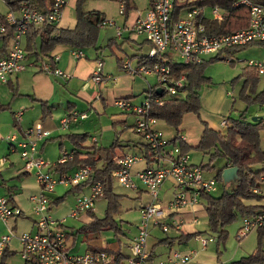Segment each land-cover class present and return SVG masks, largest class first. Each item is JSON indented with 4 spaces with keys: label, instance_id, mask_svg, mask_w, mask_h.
<instances>
[{
    "label": "built area",
    "instance_id": "obj_1",
    "mask_svg": "<svg viewBox=\"0 0 264 264\" xmlns=\"http://www.w3.org/2000/svg\"><path fill=\"white\" fill-rule=\"evenodd\" d=\"M5 2V0H1ZM119 3V14L126 13V0H116ZM183 0H150L149 7L143 12L137 11L130 24L121 28L116 26V35L121 37L123 31H132L143 35L150 44L148 57L159 58L160 61L151 65H132L129 60L122 62V68L133 75L157 76L156 89L160 88L164 97H151L150 93L140 104L132 103L126 98H116L113 104L125 113L135 116L133 128L144 140L150 144L154 151L163 148L166 160L165 165L147 167L132 173V166L142 159L141 156L126 153L118 159L119 167L112 172L116 179L125 188L137 190L142 185L151 196L150 203L140 208V217L137 232L130 243L131 254L126 259V264H151L150 252L146 248L149 235V226H161L164 232L171 227L176 229L182 226L180 209L185 206L195 205L199 202L201 192L216 190V177H205L200 165L192 164L188 152H182L179 146L169 145L168 139L163 136V131L157 127L159 120L150 114L151 102L162 104L166 93L175 95L184 87L185 76L179 78L172 76L171 68L164 63L172 58V53H178L184 63H202L206 55L214 54L231 60L234 50L252 43H264V3L259 0H233V6H242L247 9L249 21L246 27L228 33H212L205 21H223L229 15V9L221 6H210L211 16L205 13L208 5H192L183 8L177 18H173L176 3ZM198 1V0H190ZM6 4V2H5ZM66 0H51L49 8L39 10L27 2H22L18 8L10 9L7 13L0 14V35L7 32V28L14 26L13 36L6 53L0 57V83H7L10 77L24 70L26 51L24 49L25 34L31 25L57 22L61 15ZM100 27L115 25V20L103 18ZM70 54L80 59L85 56L82 48H70ZM58 55H52L50 60L41 63L40 68L56 77L67 80L70 73L56 66ZM233 60V59H232ZM102 61L97 65L90 76V80L98 84L103 81ZM249 67L254 68L259 74H264V59L247 61ZM151 90V89H149ZM263 108H264V104ZM22 111L15 113L14 118L20 121ZM87 117L86 111L70 109L60 119L62 129L69 128L71 123ZM225 120L221 122L224 126ZM51 132L44 129L41 124H36L23 130L22 138L16 134L6 136L9 144L19 150L25 171L35 175L41 189L38 193L29 196L37 219L32 231H22L14 234V229L8 225L12 216L19 215L21 210L9 205L8 198L0 193V221L6 226V232L0 234V255L12 238L20 241L22 248L20 257L23 264H107L108 253L104 251H85L72 253L67 245L66 231L63 225L67 218H77L83 211L93 209L96 199L103 196V186L100 181L89 183L88 191L79 195L66 217L53 218L47 214L49 194L55 185L75 186L86 182L92 174L91 165H83L70 173L67 171L53 175L49 166L37 155V140L49 137ZM35 137V139H32ZM157 153V152H156ZM71 155L62 157L58 163H63ZM154 158H157L155 154ZM6 162L5 156H0V167ZM46 168V169H45ZM165 180H170L177 188L173 198L163 206L158 199V192ZM258 192L257 189H254ZM170 216V221L165 219ZM264 226V211L255 215L243 216L237 231V238L242 239L253 228ZM205 244V240H203ZM190 253L182 254L173 251L167 262L158 264H183L190 259Z\"/></svg>",
    "mask_w": 264,
    "mask_h": 264
},
{
    "label": "rangeland",
    "instance_id": "obj_2",
    "mask_svg": "<svg viewBox=\"0 0 264 264\" xmlns=\"http://www.w3.org/2000/svg\"><path fill=\"white\" fill-rule=\"evenodd\" d=\"M76 0H66V4L62 9V15L57 21L59 27L62 28H73L76 23ZM148 0H133L135 4L134 11L143 12L147 7ZM82 9L84 11L98 10L103 13L106 19H114L115 25H106L101 27L99 30L98 39L95 46L88 45L84 48V53L86 57L77 60L81 64V76L83 80H77V85L72 86L69 84L70 80H65L60 77H56L50 73L40 70L39 66L45 60L37 59L35 54H27L24 62V70L20 71L18 78L12 75V84L0 83V143L1 149L3 146H7L8 140L6 136L12 134L21 135L20 128L18 126H23L22 130H26L29 127H33L36 124H41L44 129H49L51 132L50 136L37 140V150L39 157L42 158L46 163H55L61 157L63 152H69L72 148V144L69 143L67 139H61L68 133H87L88 137L86 140L87 145H92V137H97L96 145L97 147H107L112 142L117 140L119 143L125 145L129 144L128 147L124 149L130 151V153H138L137 142L140 141V136L133 129V117L121 111L118 107L113 105L111 102L104 104V106L95 108L90 107L89 102L85 99L80 98L76 94V90L81 86L83 81H86L89 73V64L95 63L101 60L106 66L117 67L116 55L123 56L124 59L130 58V62L136 63V58L132 57L135 54H147L150 49L149 42H144L145 37L143 35L136 34L135 32H129L128 30L123 31V35L118 37L116 35V26L121 28L124 27L125 16L119 14V3L116 0H84L82 4ZM10 8L5 4V2L0 0V13H7ZM211 7H205V13L207 16L210 14ZM110 38L115 39V43L108 46V41ZM39 38L37 39L38 42ZM141 42H144L140 44ZM69 46H58L55 50L57 51H68ZM172 59L177 62H183V58L179 56L178 53H172ZM132 57V58H131ZM215 57L214 54L206 55L204 58L208 60L204 67V75L209 78L211 85L208 87L209 90L214 91L216 103H210L207 107L203 109L201 114L198 116L196 114L187 115L182 121L183 130L185 133V126H189L193 131L201 132L203 128V122L205 121V115H213L216 119L220 117L227 118H241V114L244 115L246 120L252 121L253 116H259L264 118V108L260 101L254 100L256 93H260L264 89V74L258 75V83L256 88L252 90L251 88L245 91V94L249 96L245 100L244 96H241V91L244 83V72L243 68L247 65V61L250 59L258 60L264 59V44L253 43L233 53L234 61L231 62L229 59H211ZM95 69V68H94ZM152 84L157 83V76H147ZM207 86H203L200 94L204 93ZM91 90V88H89ZM99 90V88H94ZM169 93H166L165 97H172ZM185 92H178L174 97H184ZM141 98L142 94L138 95L136 98ZM249 99V101H248ZM251 99V100H250ZM253 99V100H252ZM47 100V105L49 106L50 113H46L41 101ZM76 103V108L79 111H86L87 117L85 119L79 120L78 122L71 123L69 128L62 129L60 126V119L66 115L67 103ZM22 111L21 121H16L14 118L15 113ZM200 112V111H199ZM126 117V121H116L117 118ZM159 124L163 128V136L169 138L175 134L173 128L165 125L162 121ZM226 127H222L225 130ZM18 135V136H19ZM260 147L264 150V128L260 129ZM35 139V137H32ZM198 137L195 139L197 141ZM133 143V144H132ZM190 160L196 165L206 164L209 162V154L191 146L189 150ZM3 156V155H0ZM101 161H98V165ZM212 167L209 169H204L203 173L205 176H216L217 171L225 165V158L223 156L216 157L212 162ZM46 169V168H45ZM53 175H57L58 171L54 168L50 170ZM68 172V171H67ZM70 173V172H68ZM26 179H21V176L15 177L14 175L7 176L5 181L6 185H0V193L5 194L8 197H12L11 203L18 204L22 209L23 214L12 216L10 219L11 224L16 218V227L13 230L15 235H19L22 231H32L34 229V221L37 216L34 213L33 205L29 200V196L36 194L41 189L39 183L36 180L35 175H27ZM170 180H166L163 185L162 190L158 195V199L168 200L171 195V189L169 188ZM6 186L13 187L14 193L9 194ZM233 187V182H225L222 180H217L216 190L212 191L213 196H218L224 189H231ZM84 187L82 190L73 186H64L63 184H57L54 187L53 193L51 195L63 196L62 200H58L57 203L52 202L51 207L47 211V214L51 212L53 218H63L70 212L75 197L86 193L88 190ZM140 197L137 196V192L133 189L125 188L116 179L112 180L113 192L122 195L120 203L118 205V211L114 214L116 222L121 227V232L116 231L115 235L114 229H108L99 233L86 234L83 232H75L79 229L83 223L89 220L87 211H83L79 214L78 218H67L65 223V230L72 234L68 240V245L71 244L73 236L74 240L70 251L72 253H84L87 244L94 242L96 244L110 243L112 247L120 246L121 251L126 254L129 252V247L127 243L134 234L135 223L138 222L140 217V205L145 204L147 200V194L144 190L145 188L141 185ZM259 191L264 194V182L261 185ZM149 197V196H148ZM151 197V196H150ZM152 200V198H151ZM16 202V203H15ZM256 201H250V203H255ZM264 203V200L261 202ZM147 204V203H146ZM163 206L166 203H161ZM106 200L102 197L96 199L93 212L99 218H102L106 209ZM17 208V207H15ZM19 209V208H18ZM55 216V217H54ZM242 217L237 215L234 220L226 224L224 227L226 230L225 238L220 240L217 244L216 238L217 234L210 233L208 230L207 217H200L196 223V227L200 234L206 238L207 246L206 252H210L216 256L218 263H226L230 261H236L241 259V257L248 256L256 251L258 247L264 249V233L259 238L258 228H253L247 233L242 239L237 238V231L241 225ZM158 226V225H157ZM153 225L149 226V237L147 245L152 248L154 244L157 243V239L165 237L166 232L162 231V228L158 226L155 231H151ZM89 236V237H88ZM97 237V238H96ZM89 238V239H88ZM194 238H191L188 242L184 243L191 244L194 242ZM22 245L17 238H12L9 249L15 251L12 256L8 257V261L12 264H23V260L20 258L19 250H21ZM264 264V263H262Z\"/></svg>",
    "mask_w": 264,
    "mask_h": 264
},
{
    "label": "trees",
    "instance_id": "obj_3",
    "mask_svg": "<svg viewBox=\"0 0 264 264\" xmlns=\"http://www.w3.org/2000/svg\"><path fill=\"white\" fill-rule=\"evenodd\" d=\"M259 1L264 3V0ZM5 2L10 9H16L22 2H27L32 7L43 10L49 8L51 0H5ZM83 2L84 0L75 1L76 23L73 28L59 27L57 22L31 25L24 36L26 57L27 54H35L37 59L46 57L47 60H50L53 51L61 45L82 49L88 45L95 46L100 31L99 29L101 28L99 25L100 21L105 17L98 10L84 11L82 9ZM194 4L200 6H221L229 9V15L223 21H205V24L210 29L209 32L217 34L228 33L244 28L248 24L249 14L247 9L242 6L234 7L233 0H198L196 2L183 0L181 3H176L173 18H177L183 8ZM134 8L135 4H133V0H126L124 24H130L129 15ZM13 27V25L8 27L7 32L0 35V57L6 53L10 45L14 31ZM38 38L39 40L37 42ZM144 42L148 41L144 39ZM114 43L115 39L110 38L108 46ZM252 44L244 45L234 50V52ZM132 57L136 58L138 64L151 65L160 61L159 58L148 57L147 54H135ZM211 59H224V57L215 55ZM116 61L122 67L123 58L117 57L116 55ZM230 61L233 62L234 60L231 59ZM207 62L208 60L204 59L202 63H184L174 61L172 58L164 61L171 68L173 77L179 78L181 75L185 76L184 87L180 89V92H185V96L174 97L175 94L172 97L165 98L162 104H157L152 101L149 108L151 115L174 129V136L168 139L169 145L179 146L182 152H189L191 148L180 137L182 118L187 113L199 115L201 109L200 91L203 86L209 87L211 85L209 78L204 75V67ZM40 70L42 69L40 68ZM243 72L244 83L241 96H244L246 100L249 96L245 94V91L248 87L252 90L256 88L258 75L260 74L248 65L243 68ZM147 93H150L151 97H164V93H156V85L151 90H148ZM254 100H258L261 104H264V89L260 93H256ZM41 103L43 109L46 111L43 114L50 113L47 101H41ZM71 104L72 102L67 103L68 109L72 108ZM241 116L242 119L227 118L224 124V127H226L225 130L213 129L204 121L200 140L195 146V148L209 154V162L200 164L203 170L212 167L211 164L216 157L223 156L225 158V165L216 173L215 177L217 180H222V171L224 168L228 166L237 167V182L233 184L231 189H224L218 196H213L211 192H201L199 197V203L206 213L208 230L210 233L217 234V238L215 239L217 244L225 238L226 230L224 227L226 224L234 220L237 215L241 217L251 216L264 211V203H261L264 200V194L259 191L264 182V150L259 144V132L261 128H264V118L260 117L257 121L253 122L246 120L243 114ZM60 137L67 139L72 144V149L70 152H64L59 159L68 155H71V157L63 163H58V159L57 162L49 166L48 170L50 171L54 168L55 171L65 172L79 166L91 165L93 171L89 179L84 183L73 186V189L80 190L91 182L100 181L104 191L102 198L106 200L107 205L102 218L97 217L92 209L88 210L87 215L89 216V220L83 223L74 235L80 232L100 234L102 231L108 229H114L115 235H117L116 231L122 233L121 227L114 218V214L118 211V205L122 195L113 192L112 172L119 167L118 159L126 154L122 149L123 145L117 140L107 147H97L96 143L87 145V133H68ZM136 145L141 150V154H144V157L148 159V162L153 161L155 154H157V158H155L157 162L164 156L163 148H158L157 151H154L145 140L136 143ZM98 161H101L100 165H98ZM254 189H257L258 192H255ZM62 199L63 196L53 200V202ZM250 201L256 202L250 203ZM49 202L51 203V201ZM63 227H66L65 224ZM258 233L260 238L264 233V226L258 228ZM71 235L66 232V238ZM183 236L186 238L188 236L191 237V235ZM179 237L167 236L161 239V241L167 242L176 238L178 239ZM86 251H104L108 253L109 261L107 264H126L125 261L128 258L121 251L120 246L112 248L108 242L103 246L88 245ZM14 253V251H9L6 246L2 255H0V264H11L8 261V257ZM262 263H264V249L258 247L255 252L248 256L241 257V259L236 261L220 264Z\"/></svg>",
    "mask_w": 264,
    "mask_h": 264
},
{
    "label": "crops",
    "instance_id": "obj_4",
    "mask_svg": "<svg viewBox=\"0 0 264 264\" xmlns=\"http://www.w3.org/2000/svg\"><path fill=\"white\" fill-rule=\"evenodd\" d=\"M149 4H150V0H148L147 7L145 8V10L149 7ZM136 13L137 12L134 10H132L130 12L129 23L132 22ZM129 32H132V31H129ZM52 55H58V57H59V60H58V63L56 64V66L59 67L60 69L65 70L66 72L70 73L71 76H70V78L67 79V80H70V82H69L70 85L76 86L77 80H80V81L83 80V77H85V76H81V68L82 67H81V64L77 61L79 59L74 58L70 54L69 50L68 51H61V52L54 50ZM84 57H86V54ZM117 57L123 58V61L124 60L130 61V58L124 59L123 56H117ZM130 63L132 65L137 64V62L134 64L132 62H130ZM89 67H90L89 76H88L87 80L83 81L81 86H79V88L76 90V93H77L76 95L82 99H85L87 102H89L90 107H93V108H95V106H97V107L104 106V104H107L108 102H111L113 104V101L116 98H126V99L130 100L132 103L140 104L143 101V99L146 97L147 91L149 89H151L154 85H156V84H152L150 82V80L147 78V76H151V75L153 76L154 74H151V75H133V74L127 73L120 66L119 63H117V67H115V66H106L105 67V65L102 64L103 81L101 83L96 84L90 80V76H91V74L95 68V63L89 64ZM19 74H21V73L18 72L14 75L16 76V78H18ZM8 82L4 83V84H8V85L12 84V76L10 77ZM97 87L99 88V90L94 89ZM89 88H91V90ZM206 88H208V87H206ZM211 90H209V88H208L207 90L204 91L202 96L200 95L201 107L204 106V108H205V107H207V105H210L211 102L214 104L216 103V99L213 98L215 96L214 91H211ZM140 94H142L141 98L138 97V98L134 99L135 97H137ZM44 101H47V100H44ZM47 103H48V101H47ZM71 106H72L71 109L77 110L76 103L72 102ZM68 110H70V109L67 108L66 113L68 112ZM202 111H203V109H200L199 114H201ZM128 114H130L133 117V124H134L135 116L131 113H128ZM189 114H193V113L185 114L182 118V121ZM203 116L205 118V122L207 123V125L209 127L216 129V130H222V127H224L221 125V122L223 120H226L224 117H222V118L220 117V119H216L211 114H209V115L204 114ZM116 121H126V117L123 116L121 118H117ZM182 124L183 123H181V126H180V129H181L180 137H181V139L184 140L190 146H196L200 140V136H201V133L203 131V128L201 129V132L199 130L197 132H195L192 130L191 127L186 125L185 126L186 132L183 133L182 132V130H183ZM157 127L163 131V128L161 127V125L159 123H158ZM18 128H20L19 130H20L21 135L18 134L19 136L17 135V137H18V139H20L23 136V130H22L23 126H18ZM138 135L141 138L139 143L141 141H144V138L139 133H138ZM173 136L174 135H172L171 137H169L167 139H171ZM197 137H198V139L196 141L195 139ZM0 139H2V138L0 137ZM61 139H63V138H61ZM91 141L93 143H96L97 137H92ZM1 144H3V143H0V147H1ZM128 145L129 144H125L122 147V149L124 150L125 153H130V151L124 149V147H128ZM37 146H38V144H37ZM138 150H139L138 153H131V154L141 156L142 159L132 166V168H131L132 173H134L138 170L145 169L147 167H157V166L166 164L165 159H160L157 162V161H155V158H153L152 162H148V159L144 157V154H141V150L139 148H138ZM188 154H189V152H188ZM0 155H3L6 157V162L4 163V165H2L0 167V185H6L5 181L7 179V176L14 175L15 177H18V178L21 176V179L23 178V180H25L26 179L25 177L27 175H33L32 173L24 170L23 161L20 158L19 150L15 149L12 144L7 143V146H3L2 149L0 148ZM37 155L39 156L38 152H37ZM190 162L192 164H194L192 162V160H190ZM73 170H74V168L68 172H72ZM58 173H60V171H58ZM205 177H215V176L209 175V176H205ZM165 182H166V180L162 183V185L159 189L158 195H159L160 191L162 190ZM169 182H170V184H169L168 190L171 189V195H170L168 200H165V201L161 200V203H164V204L165 203L167 204L173 198V196L177 190L175 185L171 181H169ZM6 187H8L7 191L9 190L10 195L12 193H14V191L12 189L13 187H10V186H6ZM86 189L88 190V188H86ZM135 191L137 192V196L140 197V195H141L140 193H141V191H143V189L139 187V189H137ZM144 191L146 193H148L146 191V189ZM52 193L53 192H51L49 194V197H50L49 201H51V199H52V202H53V200L59 198V196L51 195ZM1 194H3V193H1ZM3 195H5V194H3ZM147 195L149 196V197L147 196V200H146V201H148V202H146L148 204L151 202V197H150L149 193ZM6 197L8 198V196H6ZM10 199L12 201L13 198L12 197L8 198L9 205L12 207H17L22 211V209L18 206V204L16 202H15L16 204L11 203ZM75 199H76V197H75ZM57 202H54V203H57ZM74 202H75V200H74ZM146 203L141 204L140 208L142 206L146 205ZM50 204L48 205V210L51 207ZM140 208H139V211H140ZM21 214H23V211ZM49 214L52 215L51 212H49ZM180 216H181L182 221H183L182 226L178 229L171 227L166 232L167 235L165 236V237H167V236L168 237H177V236L179 237L180 236L178 239L176 238L174 240L162 242L161 239L164 238V236H163V237L157 239V243L154 244V246L152 248H149L147 245V242H146V248L150 252V255H151V258H150L151 264H158L160 261L167 262L169 256L171 255V253L173 251H178L182 254L190 253V255H191L190 259H188L183 264H219L218 260L216 259V256L214 254L205 251L206 246H207V240H206V238H204L200 234L199 230L196 227V223L198 222L199 218L206 216V213H205L202 205L198 202L195 205L185 206L182 209H180ZM10 219L8 221V225L10 227H12L13 229H15L16 218H14V221L12 224L10 222ZM165 221L169 222L170 216L167 217L165 219ZM138 222H139V220H138ZM138 222L135 223V231H134V234L132 235V237L137 232ZM34 223H35V221H34ZM157 227H158L157 225H153V228L151 231H155V228H157ZM160 228H161V226H160ZM65 231L68 232L67 230H65ZM4 232H6V226L0 221V234H2ZM193 233H195V234L193 235ZM89 234H91V233H89ZM183 235H191V237L188 236L186 238ZM74 236H73V239H72V242L70 245H68V240H69L70 236L67 238V245L69 247V250H70V247L72 246ZM132 237L130 238L129 242L127 243V246L129 247V252L125 254L126 256H129L131 254L130 243H131ZM148 237H149V235H148ZM191 238H194L195 241L192 242L191 244L188 243L184 246L183 244L188 242ZM203 240H205V244H203ZM147 241H148V238H147ZM10 242H9V244H10ZM9 244L7 245L8 250L13 251V250L9 249ZM105 244H96L94 242L93 243L89 242L87 244V246L88 245L103 246ZM109 246L112 247L110 245V243H109ZM112 248H116V247H112ZM86 250H87V247H86ZM19 255H20V250H19Z\"/></svg>",
    "mask_w": 264,
    "mask_h": 264
},
{
    "label": "water",
    "instance_id": "obj_5",
    "mask_svg": "<svg viewBox=\"0 0 264 264\" xmlns=\"http://www.w3.org/2000/svg\"><path fill=\"white\" fill-rule=\"evenodd\" d=\"M156 93L159 94L161 93V89L157 88ZM260 118L259 116H253L252 121L255 122L257 119ZM222 179L225 182H233L235 184L237 182V167L235 166H228L223 169L222 171Z\"/></svg>",
    "mask_w": 264,
    "mask_h": 264
}]
</instances>
